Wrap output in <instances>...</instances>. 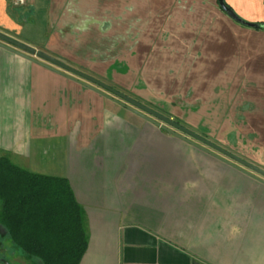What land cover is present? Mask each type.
<instances>
[{
	"label": "crops",
	"instance_id": "1",
	"mask_svg": "<svg viewBox=\"0 0 264 264\" xmlns=\"http://www.w3.org/2000/svg\"><path fill=\"white\" fill-rule=\"evenodd\" d=\"M223 2L241 20L264 23V0ZM23 6L0 0L1 33L61 62H87V75L104 84L121 76L112 70L124 72L120 62H130L146 88L133 90L135 100L189 95L188 106L199 103L192 117L198 125L208 98L224 102L223 110L212 109V125L232 126L236 135L215 140L264 171V30L231 19L218 0ZM29 57L0 47V158L69 183L87 235L78 264H264L263 182L155 127L100 88ZM157 61L168 68L153 81L143 68ZM239 138L250 149L234 150ZM30 260L41 264L0 226V264Z\"/></svg>",
	"mask_w": 264,
	"mask_h": 264
},
{
	"label": "trees",
	"instance_id": "2",
	"mask_svg": "<svg viewBox=\"0 0 264 264\" xmlns=\"http://www.w3.org/2000/svg\"><path fill=\"white\" fill-rule=\"evenodd\" d=\"M253 25L264 30V23ZM0 226L13 245L41 264H78L87 246L84 211L69 183L32 174L7 156L0 158Z\"/></svg>",
	"mask_w": 264,
	"mask_h": 264
},
{
	"label": "rangeland",
	"instance_id": "3",
	"mask_svg": "<svg viewBox=\"0 0 264 264\" xmlns=\"http://www.w3.org/2000/svg\"><path fill=\"white\" fill-rule=\"evenodd\" d=\"M31 2H32V0H26V4L23 7L30 5ZM39 15L40 14H36L37 17H39ZM75 25H77L76 21H75ZM63 26H64V24H63ZM64 27H66V25ZM73 31H74L75 40H79L80 39V30L74 29ZM73 31L70 30V32H73ZM61 32H62V34H64V32L69 33V30H68V28H66V29L62 28ZM64 37H65V35H64ZM78 48H81V46H79ZM61 54H62L61 56L65 58L64 54L63 53H61ZM157 62L150 63V66L148 65V68L146 66H144V68H143L144 69L143 72L148 73V75H149L148 78H150L153 81L158 79V76H159L158 72L162 73L163 71L166 70V68H168V63L161 62V61H157ZM62 63L72 64V66L74 67L75 70L81 71L85 74H87L86 72L90 71L89 70V63L84 62V61L83 62L82 61H74L73 63H69V62L68 63L62 62ZM120 63L122 64V69H123V67H125L123 70L124 72H120V71L117 72L116 70L111 69L113 71V73H117L118 75H121V76L115 77L117 79L115 81V83L110 80L112 78L110 76V79H109L110 81L109 82L105 81L106 85L113 87L116 91H118V92L128 96L129 98H132L135 100V99H137L138 94L133 92V90L134 91H142L145 88V86L143 85L144 83H142L140 80L135 81V78L131 72V69H128L129 65L131 64L130 62L122 61ZM119 67H121V66L119 65ZM133 73H135V72H133ZM96 79L101 82V79H98V78H96ZM105 93H107V95H109L112 99H114L116 101H120L123 104H126L123 100L119 99L115 95L108 93V92H105ZM181 96L182 95H180V94L179 95H173V97L171 98V95H170L169 98H167L165 96V97H161V99H158V96L151 94L149 97L150 100L147 99V101H144L143 98L138 99V100H140V103H142L143 105H145L148 108H150V109L160 113L161 115L171 119L172 121L174 119H178L184 125V128L188 129L189 131H192L193 133H195L197 135H201L202 137H204V139H206L207 141L217 145L218 147H220L224 150H232L226 141H216L215 136L219 135L221 137H224L226 134H228L229 138L234 137V135H236V133L234 131H232V129L234 130V127H232V126L231 127H225L224 125L223 126L212 125V124H215L216 121H218L216 118L218 116L215 114L216 113L215 110H212V109H216L215 107L217 106L218 109L223 110L224 102L223 103L221 101L218 102L217 100L210 102L211 97L208 98L207 102L203 103L204 106L207 108V110H204V115H205L204 121H203V123L198 125L197 124L198 122L196 123L195 120L192 119V117L196 116L197 112L194 110V107H197L199 103L193 102L194 104H189V106H188L187 103H189L191 100L190 99L187 100V99L191 96L187 95L186 99H184V98L180 99ZM152 97L154 99L156 98L157 100H154ZM212 97H215V96H212ZM163 98L166 101H164ZM172 104L179 106L182 109V110H180V112L184 110V112H181L184 115L183 117L178 118V117H180L179 115L181 113L179 111L172 110V108H170ZM196 121H198V120H196ZM171 129L173 131H175L176 133L182 134L180 131H178L176 129H173V128H171ZM212 135H214V136H212ZM187 138L190 141H192L193 143L204 147L205 149L213 150L210 147H208V146H206V145H204V144H202V143H200V142H198V141H196L190 137H187ZM247 145H248L247 139H246V141H244L242 143L241 139L239 138L235 142L233 149L234 150H236V149H250L249 145L248 146ZM11 249H13V248H11ZM9 251H11V250H9ZM11 253L17 254L18 250L13 249V251H11ZM21 257H25V259H26V256H24V255H22ZM17 258H18V256H17ZM18 260H20V259L18 258ZM30 261H31L30 264H34L33 260H30Z\"/></svg>",
	"mask_w": 264,
	"mask_h": 264
},
{
	"label": "water",
	"instance_id": "4",
	"mask_svg": "<svg viewBox=\"0 0 264 264\" xmlns=\"http://www.w3.org/2000/svg\"><path fill=\"white\" fill-rule=\"evenodd\" d=\"M218 4L219 7L221 8V10L227 15L229 16L231 19L235 20L236 22L244 25V26H248V27H253L255 25L251 24V23H247L243 20H241L239 17H237L233 11L231 9H229L223 2V0H218ZM0 47L5 48L7 50H10L20 56H23L29 60H32L29 55L34 56L42 61H45L49 64H51L52 66L57 67L58 69L67 71L69 73H71L72 75L80 78L81 80H83L85 83V86H87L88 88L96 91V92H100L97 88H100L101 90L111 93L113 95H115L116 97H118L119 99L123 100L126 104L121 103L120 101H116L117 103H119L120 105L124 106L126 109H128L130 112L134 113L135 115L141 117L142 119L146 120L147 122L151 123L152 125H154L155 127H158L159 129H161L162 131L177 137L183 141H185L186 143L202 150L208 153H211L212 156H214L215 158L224 161L226 164L232 165V166H237V165H241L243 166L245 169L249 170L248 171H243L244 173H246L247 175H249L250 177L259 180L260 182L264 183V180L256 177L255 175H259L261 178L264 179V171H262L261 169H258L257 167L253 166L252 164L236 157L235 155L227 152L226 150L218 147L217 145L207 141L206 139H204L203 137L193 133L192 131H189L188 129L177 125L174 121H172L171 119L161 115L160 113L148 108L147 106L143 105L142 103H140L139 101H136L132 98H129L128 96L116 91L115 89H113L112 87L100 82L99 80L81 72L78 70H75L71 67H69L68 65L62 63L61 61L45 54L44 52L41 51H37L34 48L23 44L3 33L0 32ZM17 49H13V48ZM97 87V88H96ZM101 93V92H100ZM104 94V93H102ZM105 95V94H104ZM170 127V128H169ZM171 128L176 129L178 131H180L182 134L176 133L175 131H173ZM190 137L208 147H210L211 149H213V152L208 151V149H205L204 147L197 145L195 143H193L192 141H190L187 137ZM221 154L223 157L227 158L228 160L224 159L223 157H221L220 155L217 154ZM253 173H255V175H253Z\"/></svg>",
	"mask_w": 264,
	"mask_h": 264
},
{
	"label": "built area",
	"instance_id": "5",
	"mask_svg": "<svg viewBox=\"0 0 264 264\" xmlns=\"http://www.w3.org/2000/svg\"><path fill=\"white\" fill-rule=\"evenodd\" d=\"M12 2L15 6H23L26 4V0H12Z\"/></svg>",
	"mask_w": 264,
	"mask_h": 264
},
{
	"label": "flooded vegetation",
	"instance_id": "6",
	"mask_svg": "<svg viewBox=\"0 0 264 264\" xmlns=\"http://www.w3.org/2000/svg\"><path fill=\"white\" fill-rule=\"evenodd\" d=\"M199 136H201V135H199ZM202 137V136H201ZM204 138V137H203Z\"/></svg>",
	"mask_w": 264,
	"mask_h": 264
}]
</instances>
